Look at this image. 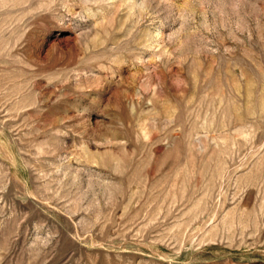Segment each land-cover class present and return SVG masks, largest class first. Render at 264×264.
Wrapping results in <instances>:
<instances>
[{"label":"rangeland","instance_id":"obj_1","mask_svg":"<svg viewBox=\"0 0 264 264\" xmlns=\"http://www.w3.org/2000/svg\"><path fill=\"white\" fill-rule=\"evenodd\" d=\"M0 264H264V0H0Z\"/></svg>","mask_w":264,"mask_h":264}]
</instances>
